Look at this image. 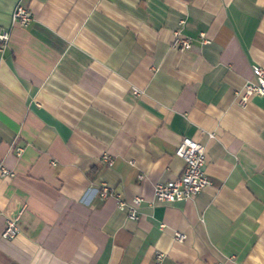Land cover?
Instances as JSON below:
<instances>
[{"label": "crops", "instance_id": "1", "mask_svg": "<svg viewBox=\"0 0 264 264\" xmlns=\"http://www.w3.org/2000/svg\"><path fill=\"white\" fill-rule=\"evenodd\" d=\"M0 25V162L15 172L0 175V264H264V97L239 101L264 68V0H0ZM185 137L212 184L157 201Z\"/></svg>", "mask_w": 264, "mask_h": 264}, {"label": "built area", "instance_id": "2", "mask_svg": "<svg viewBox=\"0 0 264 264\" xmlns=\"http://www.w3.org/2000/svg\"><path fill=\"white\" fill-rule=\"evenodd\" d=\"M33 12L31 9L18 4L12 14V24L27 26L33 20ZM184 23V20L181 21ZM173 45L179 50L184 51L193 46V40L190 37L184 36L180 30L175 31ZM11 38V30L0 25V51L4 50L9 45ZM202 40L205 42V36L202 34ZM254 79L248 80L242 92L239 94V101L242 105H246L248 99L253 94H258L264 97V68L261 66H253ZM136 93H138L136 91ZM23 147L17 146L16 153L22 155ZM176 154L183 158L186 162L183 174L174 180L167 182H158L154 186V198L160 202H177L183 200H191L195 198L204 188L212 184V179L206 171V148L203 144L195 141L192 138L185 137L179 144ZM104 160L113 163V159L109 154L104 155ZM0 175L3 177H13L15 172L0 162ZM142 178V176H141ZM113 195L109 185L103 183L100 186V196L105 199ZM143 201L142 197H136L133 204L129 205V215L132 218H138V206ZM120 205L125 207L126 203L120 201ZM20 233L18 218H7L6 226L2 232V237L7 240H12ZM186 235L182 232H176L175 238L179 241H184ZM163 254H157V260H161Z\"/></svg>", "mask_w": 264, "mask_h": 264}]
</instances>
